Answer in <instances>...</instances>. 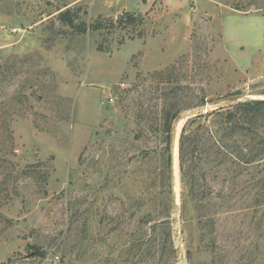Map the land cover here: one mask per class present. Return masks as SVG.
Returning a JSON list of instances; mask_svg holds the SVG:
<instances>
[{
    "label": "rangeland",
    "instance_id": "rangeland-1",
    "mask_svg": "<svg viewBox=\"0 0 264 264\" xmlns=\"http://www.w3.org/2000/svg\"><path fill=\"white\" fill-rule=\"evenodd\" d=\"M66 7L100 28L61 23ZM254 13L264 0H0L26 37L0 57V264H264L256 171H232L229 196L208 174L183 208L175 148L174 206L157 131L165 110L178 137L200 106L264 98Z\"/></svg>",
    "mask_w": 264,
    "mask_h": 264
},
{
    "label": "trees",
    "instance_id": "trees-1",
    "mask_svg": "<svg viewBox=\"0 0 264 264\" xmlns=\"http://www.w3.org/2000/svg\"><path fill=\"white\" fill-rule=\"evenodd\" d=\"M57 11V19L68 27L75 28L79 34H84L89 29L98 30L101 26L100 22L91 26L84 22L77 23L78 16L69 7ZM117 20L119 24L123 21L122 17ZM134 21L135 18L128 14L126 22L131 24ZM99 50L102 51L103 48ZM178 114L179 111H175L170 116V112L165 110L162 116L164 121L157 129L164 144L160 148L159 177L160 180L167 182L169 194L172 172L171 132ZM178 165L180 200L183 208L191 203L196 211L199 209L203 198H198V195L202 190V184L208 186L210 182L208 174L213 176L210 184L213 188H218L217 194L226 193L229 196L235 188V184L231 187L227 182V180L233 182V178L229 179L232 171L240 170L238 174L243 175L246 171L254 169L257 174L249 173L244 180H247L246 183L249 185H258L259 192L264 194V98L238 101L189 117L181 127L178 139ZM220 176L222 180L218 181ZM254 198L257 204L259 195ZM211 199L204 197V202Z\"/></svg>",
    "mask_w": 264,
    "mask_h": 264
},
{
    "label": "water",
    "instance_id": "water-1",
    "mask_svg": "<svg viewBox=\"0 0 264 264\" xmlns=\"http://www.w3.org/2000/svg\"><path fill=\"white\" fill-rule=\"evenodd\" d=\"M246 99H263V98H257V97H252V96H240V95H234V96H230V97H226L220 101H215L212 103V106H223L225 103H233V102H238V101H243ZM208 105H203L200 106L196 109H194L193 111H190L189 113L186 114V117H191L196 115L199 112H205L207 110ZM176 130H177V126H173L172 127V132H171V141H172V150H171V164H172V173H171V184H172V189H171V202L173 203L174 206L176 205V191H175V182H176V177H175V148H176V160H177V164H178V139H179V135L178 137H176ZM177 252L180 255V258L182 259V252L180 251L179 247L177 248Z\"/></svg>",
    "mask_w": 264,
    "mask_h": 264
},
{
    "label": "crops",
    "instance_id": "crops-1",
    "mask_svg": "<svg viewBox=\"0 0 264 264\" xmlns=\"http://www.w3.org/2000/svg\"><path fill=\"white\" fill-rule=\"evenodd\" d=\"M245 14V13H242ZM252 14V13H248ZM260 14L264 17V13H254ZM0 57H3L12 52L18 51V48L22 45V42L25 41V36L19 37L18 34H15L16 31L21 32V29H16L14 27L8 28L11 17L8 15L0 14ZM7 27V28H5ZM24 43V42H23Z\"/></svg>",
    "mask_w": 264,
    "mask_h": 264
},
{
    "label": "built area",
    "instance_id": "built-area-1",
    "mask_svg": "<svg viewBox=\"0 0 264 264\" xmlns=\"http://www.w3.org/2000/svg\"><path fill=\"white\" fill-rule=\"evenodd\" d=\"M114 101V98L111 95H108L101 101L102 104H111Z\"/></svg>",
    "mask_w": 264,
    "mask_h": 264
}]
</instances>
